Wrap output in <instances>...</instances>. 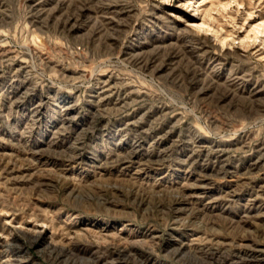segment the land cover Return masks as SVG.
<instances>
[{
    "label": "rangeland",
    "instance_id": "374dc122",
    "mask_svg": "<svg viewBox=\"0 0 264 264\" xmlns=\"http://www.w3.org/2000/svg\"><path fill=\"white\" fill-rule=\"evenodd\" d=\"M262 23L0 0V264H264Z\"/></svg>",
    "mask_w": 264,
    "mask_h": 264
},
{
    "label": "bare ground",
    "instance_id": "6f19581e",
    "mask_svg": "<svg viewBox=\"0 0 264 264\" xmlns=\"http://www.w3.org/2000/svg\"><path fill=\"white\" fill-rule=\"evenodd\" d=\"M256 31H257L258 34L264 33V24L263 23L262 24H258Z\"/></svg>",
    "mask_w": 264,
    "mask_h": 264
}]
</instances>
